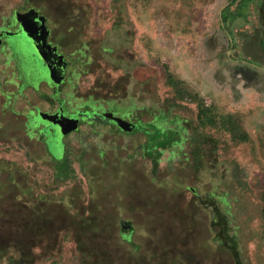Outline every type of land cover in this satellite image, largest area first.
<instances>
[{"label": "rangeland", "instance_id": "obj_1", "mask_svg": "<svg viewBox=\"0 0 264 264\" xmlns=\"http://www.w3.org/2000/svg\"><path fill=\"white\" fill-rule=\"evenodd\" d=\"M46 5L56 38L73 27L67 52L94 56L84 74L69 55L75 104L116 117L57 132L64 154L24 132L21 112L50 106L44 84L19 115L0 95V264H236L202 204L219 194L242 264H264V0H0V23Z\"/></svg>", "mask_w": 264, "mask_h": 264}, {"label": "flooded vegetation", "instance_id": "obj_2", "mask_svg": "<svg viewBox=\"0 0 264 264\" xmlns=\"http://www.w3.org/2000/svg\"><path fill=\"white\" fill-rule=\"evenodd\" d=\"M17 12L25 14L27 21L25 33L20 34L21 39L10 34V32L15 33L21 28V23L16 19ZM9 17V20L3 18L0 23V65L4 64L1 69L4 73L7 71V68L10 67L12 69V74L9 71L5 74L0 87V95L3 97V115H10L8 112L19 115L20 113L15 112L14 107L16 105L21 106V103L25 104V106H30V94L32 90L40 92L41 85L46 84L51 90V99H48V102L46 101L50 104L49 108L42 109L40 105H35V107L21 112L24 117L22 125L28 139L32 135L34 136L35 134L36 136L38 134V140L43 137L41 140H45L47 146L48 142L53 143V145H57L55 147L57 151L61 147L65 154L66 143L57 144L58 142L56 143L52 140L55 134L58 132L63 136V140H65L72 133L77 132L84 123L105 122L102 118L106 117L105 114L110 113V111H106V107L108 106L102 107L100 105L102 102L94 105L90 104L91 108L84 111L79 108V105L75 104L74 79H78V73L77 68H73L72 59L69 58V55L74 56L75 54L74 52L67 54L64 51L61 40H56L53 24L50 20H47V17L40 11V8L30 6L23 11L14 10ZM25 35L28 36V39ZM84 43L88 46V42ZM87 46L84 48L85 52L83 51L81 64L83 67L88 66V61L90 59L93 60L94 57L93 53L88 51L89 47ZM54 48H56L58 55L63 56L65 61H67L65 67L63 63L65 61L61 62L54 55ZM1 55L3 58H1ZM42 56H49L48 60L55 70V75H53L52 70L46 68L41 59ZM57 62L60 63L57 65ZM10 87L15 88L11 90ZM62 94L68 97L71 96L73 100L64 103L61 97ZM39 95L43 96L41 92ZM89 96L94 98V94H89ZM43 98L45 100V97ZM41 113L47 114L44 116L46 117L45 120H41V118L37 119ZM127 118L130 122L133 121L129 116ZM38 121L41 123L38 124Z\"/></svg>", "mask_w": 264, "mask_h": 264}, {"label": "trees", "instance_id": "obj_3", "mask_svg": "<svg viewBox=\"0 0 264 264\" xmlns=\"http://www.w3.org/2000/svg\"><path fill=\"white\" fill-rule=\"evenodd\" d=\"M172 83L174 82V80H171ZM163 113L162 115H166L165 112H161ZM197 127V126H196ZM186 130H188V124H186ZM196 130V129H195ZM198 132L196 131L194 135L191 136V141L192 144L195 145L196 149H198L199 147H203L204 144L206 143L209 144L208 142H205L204 140H201L199 138H197ZM187 137V136H186ZM185 137V138H186ZM188 139V137L186 138ZM246 140V138H243V140ZM159 144L165 146V145H170V143H168L167 141H159ZM205 148V147H203ZM162 151L160 150L158 152V156L161 155ZM152 153H150L151 155ZM158 159H156V163H158L157 161ZM216 194V192H215ZM226 194H219V196L223 197V204L222 203H218L217 201H215L212 198H207V200H202V204L205 205L206 207H209L213 210L214 216H215V221H214V225L218 227V239L221 240V242H223L226 247L231 251V253L233 254L236 264H242V260L240 258V250H239V238L232 235L231 234V219H230V206L228 207V201H226L225 196Z\"/></svg>", "mask_w": 264, "mask_h": 264}, {"label": "crops", "instance_id": "obj_4", "mask_svg": "<svg viewBox=\"0 0 264 264\" xmlns=\"http://www.w3.org/2000/svg\"><path fill=\"white\" fill-rule=\"evenodd\" d=\"M48 2V1H47ZM112 2V1H111ZM48 4V3H47ZM49 4H51V3H49ZM55 4V2H53L52 1V4L51 5H54ZM114 3H111V5H113ZM110 7V9H109V11H108V13H109V17H108V19L109 20H111V27L110 26H105V28L103 29V34H102V40H104V41H106V38H109V40H111V38L110 37H108V33H109V31L111 30V28H112V24L114 23V19H113V13H112V6H109ZM39 8V7H38ZM49 8H52V7H48V5H46V7H40V11L44 14V16H46L47 17V20H50V16H49V13H50V11H46V10H50ZM43 10L45 11V12H43ZM57 13V12H56ZM51 15H52V13H51ZM113 20V21H112ZM52 23V22H51ZM53 24V23H52ZM117 23H115V25H116ZM134 24H135V27H137V29L138 30H140V25H139V22H137V19L135 20V22H134ZM54 25V24H53ZM52 25V26H53ZM114 25V26H115ZM51 26V25H50ZM51 26V27H52ZM53 29H54V27H53ZM73 30V27H68V28H66V30L64 31H62V30H60L59 31V36L57 37V39L56 40H61V43H62V45L64 46V51L67 53V54H71L72 52H74L75 50H77V48L78 49H80V48H82L81 49V51H82V53H76V52H74V54H75V56H79L80 54H84L83 53V51H84V48H85V46H87V45H85V43L84 42H86V41H83V43L81 44V45H79V46H77L76 48H74V50L73 51H68L67 52V50H66V47H65V45H64V40L65 41H68V38H70V36H71V31ZM138 32H140V31H138ZM127 40H128V36L127 35H125L121 40H119V42H120V44L121 45H123V46H125V48H126V45H127ZM124 41V42H123ZM130 41V40H129ZM107 43H110L109 41H106ZM123 43V44H122ZM131 43V42H130ZM129 43V44H130ZM252 43H255V42H252ZM259 43H263L261 40H260V42H258L257 44H259ZM264 45V44H263ZM105 46H107V48H108V45H106L105 43L103 44V48L105 47ZM254 46L255 47H257V45L256 44H254ZM87 47H89L88 48V51L90 52V53H92V50H91V48H90V44L88 43V46ZM109 49H111L110 47H109ZM129 49H131L132 50V53L133 54H135V56H134V59H132V64H137L138 62H141V60H142V54L143 53H141V54H139L138 55V53H139V51H138V49H133V47H132V45H131V48H129L128 47V50ZM104 50V53H106L105 52V49H103ZM112 50V49H111ZM85 52V51H84ZM112 52V51H111ZM111 52H108L107 51V53H109L110 55H111ZM131 52V51H130ZM108 58H110L109 56H107V59H106V61H108L109 63H110V59H108ZM82 60H83V57L81 58V64H82ZM85 61V60H84ZM89 62V64H88V66L86 65V66H82L81 65V68H82V70H80L82 73H84V74H88L89 73V67L91 66V64L93 65V60H89L88 61ZM238 62H241V63H247V64H249V65H251V64H253V62H249V61H247V60H238ZM252 66H254V65H252ZM259 69H264L262 66H259ZM46 87H47V85L46 84H44ZM260 85V84H259ZM257 86L258 85H250V87L249 88H253L254 90H255V88H257ZM255 87V88H254ZM48 88V87H47ZM261 89H263L264 88V84H263V86H261L260 87ZM259 88V89H260ZM49 89V88H48ZM250 90V89H249ZM49 91L51 92V90L49 89ZM256 92H258V91H256ZM94 99H95V96H94ZM116 101H119V100H116Z\"/></svg>", "mask_w": 264, "mask_h": 264}, {"label": "water", "instance_id": "obj_5", "mask_svg": "<svg viewBox=\"0 0 264 264\" xmlns=\"http://www.w3.org/2000/svg\"><path fill=\"white\" fill-rule=\"evenodd\" d=\"M25 16H26V15H25V14H22L21 12H17V13H16V19H17L18 22L21 23V28H20L19 31H17V32H15V33L10 32L11 35H13V36H17L18 39H21V38H20V34H21V33H25V31H26L27 21H26V17H25ZM25 37L28 39V36H27V35H25ZM50 46H51V45H50ZM53 52H54V55H55L56 57H58L59 60H61V62L65 61V59H64L63 56L58 55V53H57V51H56V48L53 49ZM48 58H49V56H48V57H47V56H45V57L42 56V57H41V59H42L44 65L46 66V68L52 70V71H53V72H52L53 75H55V70L52 68V64L49 62ZM66 62H67V61L63 62V63H64V67L67 65ZM58 63H60V62H57V65H58ZM56 76H57V75H56ZM57 78H58V76H57ZM62 78H64V77L62 76ZM46 115H47V114H45V113H44V114L41 113L40 115H38V117L41 118V120H42V119L45 120L46 117H44V116H46ZM105 116H106L107 118H109V117H114V119H115V117H116V116H114V115L111 116L110 114H105ZM106 117H104V118H106ZM121 119H122V118H121ZM123 122L125 123L124 120H123ZM77 124H78V121H77ZM75 129H76V127H75Z\"/></svg>", "mask_w": 264, "mask_h": 264}]
</instances>
